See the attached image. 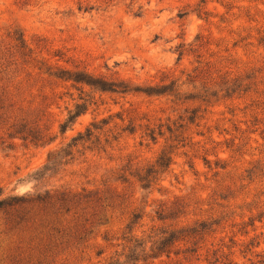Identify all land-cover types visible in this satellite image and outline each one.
<instances>
[{"label": "rangeland", "instance_id": "1", "mask_svg": "<svg viewBox=\"0 0 264 264\" xmlns=\"http://www.w3.org/2000/svg\"><path fill=\"white\" fill-rule=\"evenodd\" d=\"M262 39L264 0H0V200L82 189L100 199L0 212V264H264ZM57 70L165 93L100 91ZM102 120L97 148L35 179L50 152ZM164 149L171 165L151 189L99 186ZM181 230L168 258L126 259L134 240L150 254V237Z\"/></svg>", "mask_w": 264, "mask_h": 264}, {"label": "trees", "instance_id": "2", "mask_svg": "<svg viewBox=\"0 0 264 264\" xmlns=\"http://www.w3.org/2000/svg\"><path fill=\"white\" fill-rule=\"evenodd\" d=\"M10 38L15 42V44L16 42L18 43V47L20 49L24 48V43L23 41H21V39H16V37L13 36H10ZM262 43L264 44V39H262ZM181 56L182 53H179V59L181 58ZM42 66L44 65H41V67ZM46 69L47 72L50 71L49 67H47ZM52 75L66 82L68 81L74 84H79L100 91H107L112 93L127 94L131 91L142 92L146 95H159L165 93V91H159L162 88H147L141 91L130 89L126 85H116L113 82H108L100 78H94L82 72L70 73L67 71L57 70V72L52 73ZM85 111V104L76 105L75 113L72 114L71 112H69L66 121L60 126V133H65L66 130L74 124L75 120ZM188 120L190 123H192L194 119L189 118ZM107 124L108 122L105 120H102L100 122H92L88 127L85 128L83 133H77L76 136L71 138L70 142L64 147H60L59 149L50 152L47 155L45 165L34 174L35 179H41L47 174H57L58 171L74 161L75 154H78L80 150L84 152H92L93 149L97 148V146L100 144L98 134L102 132L103 127ZM178 128L181 127L179 126ZM167 132L170 134V138L174 137L175 139H177L179 137V135L173 136L174 132H177V130H172L171 128L167 127ZM17 134H21V132ZM158 135L162 136L161 133H159ZM145 136L152 142H154L156 139L154 131L152 130H149L148 134H146ZM29 137L31 138V142L41 140L39 136L34 135L31 132H28L25 136H22V139L27 140V138ZM92 139L94 140L91 141ZM104 142L105 144L108 143L107 139H105ZM91 145L94 146L92 147ZM171 161L172 152L164 149L160 152L154 163L140 168H132L128 165L116 172H112L108 177L102 179L99 186L107 190L109 187L115 186L114 192H116L118 188H123L125 185H131L135 183L140 190H149L160 181L162 175L169 169ZM97 195L98 192L96 190L92 192L86 191L85 189H82L79 193H75L69 190H55L46 191L44 194H24L21 196L1 199L0 212L5 213L7 210L14 207H16V213L27 207H37L38 209L57 207V210H62L68 213L70 209L77 208L79 206H87L94 200L95 202H98L100 199L97 198ZM138 219V215H132L130 225L135 224ZM19 220L21 221L22 218ZM158 220H164V218L159 214ZM183 232V230L174 232L159 231L158 234L150 237V241H148L150 243V254L146 252V243L144 241L134 240V244L129 249L130 255H128L126 259L134 261L136 263L138 261L145 262L148 259L156 260L158 258H161L163 255L168 258L170 256L171 246L184 241V239L189 236L188 234L184 235Z\"/></svg>", "mask_w": 264, "mask_h": 264}]
</instances>
